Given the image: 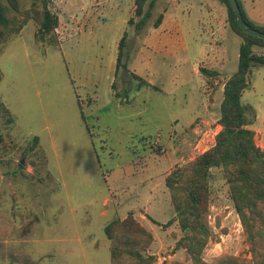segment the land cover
<instances>
[{"label": "rangeland", "instance_id": "374dc122", "mask_svg": "<svg viewBox=\"0 0 264 264\" xmlns=\"http://www.w3.org/2000/svg\"><path fill=\"white\" fill-rule=\"evenodd\" d=\"M34 1L20 3L27 9ZM170 1L159 0L138 29L141 17L129 24L135 0H50L60 19L57 45L15 35L0 46V103L9 109L0 108V264H111L105 227L131 211L153 234L143 250L156 257L153 264H192L177 248L184 233L166 179L214 144L239 49L217 0L207 3L224 40L210 46L209 26L181 0L175 10L188 51L182 43L172 47L155 27ZM187 5L192 18L183 12ZM222 58L227 66L219 76L202 72L221 67ZM251 83L242 103L251 118L248 102L256 107L264 130V66L253 68ZM197 116L203 118L189 125ZM210 183L214 240L205 262L230 254L255 263L264 240L250 241L219 169ZM125 264L136 261L127 257Z\"/></svg>", "mask_w": 264, "mask_h": 264}, {"label": "trees", "instance_id": "16d2710c", "mask_svg": "<svg viewBox=\"0 0 264 264\" xmlns=\"http://www.w3.org/2000/svg\"><path fill=\"white\" fill-rule=\"evenodd\" d=\"M159 0H135L134 14L129 20L133 25L135 17H141L137 28H143L152 17ZM227 8L228 23L232 31L242 38L237 71L224 85L219 126L212 147L183 166L175 168L167 177L166 184L171 190V199L176 211V220L184 235L177 242V248L184 249L192 264H208L205 252L214 235L207 217L211 209V177L214 169H219L229 186V195L242 225L254 242L258 235L264 240V149L256 143V132L251 129L254 118L242 103V96L248 88L253 68L264 66V53L254 51L255 46L264 48V39L245 33L237 22V15L229 0H217ZM239 1V0H238ZM240 4V2H239ZM148 6L147 11L145 7ZM245 21L254 29L264 32L245 14ZM164 13L155 27L160 26ZM59 16L50 7V0H35L30 8L24 9L20 0H0V46L15 35L33 36L39 42L57 45L56 30ZM127 33L119 45L118 68L121 66ZM212 78L219 73L211 69H201ZM2 78L0 76V83ZM0 108L9 109L0 103ZM38 139H36L37 141ZM160 152V149H158ZM22 167V165H20ZM105 234L113 242L111 264H125L132 257L136 264H153L155 256H146L143 250L153 241V234L142 225L133 211L124 218H118L105 227ZM171 264H186L173 261ZM216 264H264V250L255 263H249L235 255L224 254L216 259Z\"/></svg>", "mask_w": 264, "mask_h": 264}, {"label": "crops", "instance_id": "0c3cea01", "mask_svg": "<svg viewBox=\"0 0 264 264\" xmlns=\"http://www.w3.org/2000/svg\"><path fill=\"white\" fill-rule=\"evenodd\" d=\"M171 1L166 4L163 21L160 24V26L156 28V30L158 33L164 32L165 35L166 34L169 35L168 39L172 47L175 45H178L179 43H182L185 45L187 49L188 48L187 40H186V35L184 33V28H183L184 21L181 18L180 14L175 10L176 5H179L181 3V0H174L172 4H171ZM239 2L242 5V8L245 14L248 16V18L252 22H254L257 26L264 27V0H239ZM187 3H189L191 8H195L197 10L196 11L197 12V23L200 26H205V27L209 26L210 31H211L210 46H213V44L218 43L219 41H223L224 39L222 38V35H221L222 28L219 25L217 14H215L214 9L208 6L207 0H187ZM189 5L183 8V12L192 18L193 10L189 7ZM233 34L236 36V37L231 38L233 46L236 47V50L237 48L240 50L242 39L235 33ZM231 41L228 43V46L229 44H232ZM221 61H222L221 67L215 68V69L209 67V69L215 70L220 74V71L224 69L225 66H227L225 64L226 61L224 60V58H222ZM196 66H198V63L194 65V68ZM251 84L252 83H251V78H250V83H249L248 88L251 87ZM243 104L246 106L247 105L246 101H244ZM248 105H249L248 107H250L254 111V123L249 127L255 130L256 132L257 145L261 147L262 149H264V130H261L258 127V123L260 122V116L256 112L257 111L256 107H254L251 104V102H248ZM199 118L202 119L203 116H197L196 118H192V120L189 122V125L194 124V122ZM173 144H174V141H173ZM174 153L176 154V152L173 150L172 154L174 155Z\"/></svg>", "mask_w": 264, "mask_h": 264}, {"label": "water", "instance_id": "95a60500", "mask_svg": "<svg viewBox=\"0 0 264 264\" xmlns=\"http://www.w3.org/2000/svg\"><path fill=\"white\" fill-rule=\"evenodd\" d=\"M232 9L234 10V12L237 15V22L240 26V28L247 34L254 36V37H259L261 39H264V32L254 29L251 25H249L244 17H243V13L239 4L238 0H229Z\"/></svg>", "mask_w": 264, "mask_h": 264}, {"label": "built area", "instance_id": "2783aa9c", "mask_svg": "<svg viewBox=\"0 0 264 264\" xmlns=\"http://www.w3.org/2000/svg\"><path fill=\"white\" fill-rule=\"evenodd\" d=\"M155 145L158 147V149H160V154H165L166 153V148L163 147V145L159 141H156Z\"/></svg>", "mask_w": 264, "mask_h": 264}]
</instances>
